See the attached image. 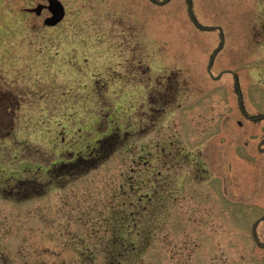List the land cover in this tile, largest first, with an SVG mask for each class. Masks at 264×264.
I'll use <instances>...</instances> for the list:
<instances>
[{"label": "rangeland", "instance_id": "374dc122", "mask_svg": "<svg viewBox=\"0 0 264 264\" xmlns=\"http://www.w3.org/2000/svg\"><path fill=\"white\" fill-rule=\"evenodd\" d=\"M13 1L0 0V264H264V121L239 126L234 82L216 77L235 72L264 113V0H191L223 33L216 78L220 33L186 0H62L52 27ZM256 233L264 244V221Z\"/></svg>", "mask_w": 264, "mask_h": 264}, {"label": "flooded vegetation", "instance_id": "af4514ba", "mask_svg": "<svg viewBox=\"0 0 264 264\" xmlns=\"http://www.w3.org/2000/svg\"><path fill=\"white\" fill-rule=\"evenodd\" d=\"M155 3H158V0H154ZM14 5H16L17 9H21L24 11L26 15H30L34 21L42 22L44 26L52 27L56 24H58L61 21H57V18H59V15L61 13V10L63 9V16H64V6L62 4V0H16L13 1ZM54 24V25H52ZM255 32L252 34L253 36H262L264 34V24L261 25V28H253V31ZM222 75H229L232 78V81L234 82V85L238 86V90L241 95V102H239L238 99V90L237 92V107L239 111V115L241 116L242 121H238V125L241 126L243 121H246L248 123H255L264 121V113L253 115L250 113V111L246 108L244 104V94L242 93L240 83L238 76L235 72L229 69H223L220 73V76ZM237 89V87H236ZM251 105V104H250ZM256 118V119H255ZM259 118V119H257ZM257 151L258 153H264V136L260 140V142L257 145ZM263 215L259 216L257 219L261 218ZM256 219V220H257ZM264 219L260 220L257 223V226L263 222ZM255 222V221H254ZM256 226V227H257ZM258 237V236H257Z\"/></svg>", "mask_w": 264, "mask_h": 264}, {"label": "water", "instance_id": "95a60500", "mask_svg": "<svg viewBox=\"0 0 264 264\" xmlns=\"http://www.w3.org/2000/svg\"><path fill=\"white\" fill-rule=\"evenodd\" d=\"M152 1H154V0H152ZM168 1H169V0H164L163 2H161V3H159V4H164V3H167ZM187 9H188V14H189L190 19L192 20V22H193V23H194V24H195L200 30H207V31H210V30H213V29H214L213 27H204V26H201V25H199V24L197 23V21L195 20L193 14H192V11H191V0H187ZM62 17H63V9L61 10V13H60V15H59V18H57V21H56V22L60 21V20L62 19ZM52 25H54V24H52ZM221 36H222V35H221ZM221 38H222V37H221ZM221 47H222V43H221V44L219 45V47L213 52V54H212V56H211V58H210V61H209L208 67H207V70L209 71V73H210V67H211L212 62H213V60H214V57H215L216 53L221 49ZM236 87H237V90H238V86H237V85H236ZM238 99H239V102H241V95H240L239 90H238ZM255 119H256V118H255ZM257 119H259V118H257ZM262 219H264V216H262L261 218H259V219L253 224V226H252V228H251V234H252V238H253V240L256 242V244H257L258 246L264 248V244H262V243H260V242L258 241L257 236H256V232H255V228H256L257 223H258L260 220H262Z\"/></svg>", "mask_w": 264, "mask_h": 264}, {"label": "trees", "instance_id": "16d2710c", "mask_svg": "<svg viewBox=\"0 0 264 264\" xmlns=\"http://www.w3.org/2000/svg\"><path fill=\"white\" fill-rule=\"evenodd\" d=\"M107 141H108L107 143H105V141H103V142H98L97 144L99 145V147H106V146H108L110 144L109 139H107ZM103 143H104V145L101 146L100 144H103ZM74 164L76 166L81 167V168H85V167H88V166H90V168H93L96 163L94 164L93 160L88 161L87 158L81 156L80 158L79 157L76 158Z\"/></svg>", "mask_w": 264, "mask_h": 264}]
</instances>
